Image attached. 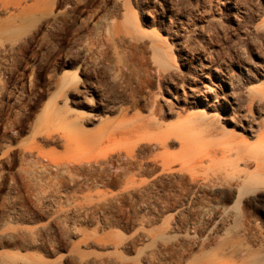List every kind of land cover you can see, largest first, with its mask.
I'll use <instances>...</instances> for the list:
<instances>
[{
	"label": "rangeland",
	"instance_id": "obj_1",
	"mask_svg": "<svg viewBox=\"0 0 264 264\" xmlns=\"http://www.w3.org/2000/svg\"><path fill=\"white\" fill-rule=\"evenodd\" d=\"M0 264H264V0H0Z\"/></svg>",
	"mask_w": 264,
	"mask_h": 264
},
{
	"label": "bare ground",
	"instance_id": "obj_2",
	"mask_svg": "<svg viewBox=\"0 0 264 264\" xmlns=\"http://www.w3.org/2000/svg\"><path fill=\"white\" fill-rule=\"evenodd\" d=\"M162 65L164 66V65H166V63H164V62H162ZM260 181V183L261 182H263V181H261V180H258V179H256V180H254V187H255V184H258V182ZM252 184V183H251ZM258 186V185H257ZM257 186H256V188H257ZM251 187H252V185H251ZM251 187H250V185L249 186H242L241 187V189H240V194L241 195H243L244 193H246L247 191H252L253 189H255L254 187H253V189H251ZM251 189V190H250ZM44 228V227H43ZM41 230V229H40Z\"/></svg>",
	"mask_w": 264,
	"mask_h": 264
}]
</instances>
